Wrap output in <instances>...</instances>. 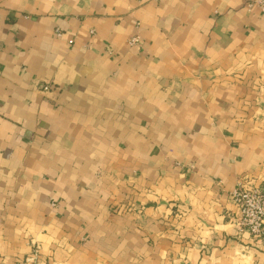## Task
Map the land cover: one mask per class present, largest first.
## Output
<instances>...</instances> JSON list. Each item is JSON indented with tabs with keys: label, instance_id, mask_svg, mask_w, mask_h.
<instances>
[{
	"label": "crops",
	"instance_id": "obj_1",
	"mask_svg": "<svg viewBox=\"0 0 264 264\" xmlns=\"http://www.w3.org/2000/svg\"><path fill=\"white\" fill-rule=\"evenodd\" d=\"M239 182L264 190L257 7L0 0V264H264Z\"/></svg>",
	"mask_w": 264,
	"mask_h": 264
},
{
	"label": "built area",
	"instance_id": "obj_2",
	"mask_svg": "<svg viewBox=\"0 0 264 264\" xmlns=\"http://www.w3.org/2000/svg\"><path fill=\"white\" fill-rule=\"evenodd\" d=\"M246 6H255L264 13V0H246ZM56 34L60 35L59 31ZM138 40L135 35L129 39V44L134 45ZM230 195L238 207L239 232H247L255 238L264 236V190L239 183Z\"/></svg>",
	"mask_w": 264,
	"mask_h": 264
},
{
	"label": "rangeland",
	"instance_id": "obj_3",
	"mask_svg": "<svg viewBox=\"0 0 264 264\" xmlns=\"http://www.w3.org/2000/svg\"><path fill=\"white\" fill-rule=\"evenodd\" d=\"M239 183H240V182H239ZM239 183H237V184H239ZM237 184H236V185H237ZM236 185H235V186H236Z\"/></svg>",
	"mask_w": 264,
	"mask_h": 264
}]
</instances>
